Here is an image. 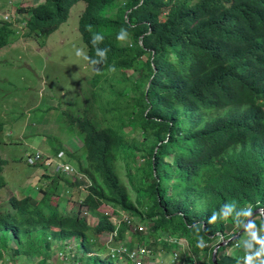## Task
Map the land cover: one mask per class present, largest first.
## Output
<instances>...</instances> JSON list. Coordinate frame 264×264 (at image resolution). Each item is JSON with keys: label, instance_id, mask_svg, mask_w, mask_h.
Wrapping results in <instances>:
<instances>
[{"label": "trees", "instance_id": "obj_1", "mask_svg": "<svg viewBox=\"0 0 264 264\" xmlns=\"http://www.w3.org/2000/svg\"><path fill=\"white\" fill-rule=\"evenodd\" d=\"M78 2L87 4L79 31L98 69L92 82L108 75L124 85L112 122L122 125L100 127L88 110L67 114L81 147H53L49 157L64 153L74 173L52 171L42 152L28 163L53 174L43 173L49 184L40 180L38 199L0 201V264H53L56 251L68 252L71 264H135L111 255L121 244L145 248L144 264L175 252L178 264H214V247L264 208V0H44L19 8L26 36L50 33ZM11 27L0 22V53L16 33ZM93 33L103 40L93 43ZM3 132L0 123V146ZM6 163L0 156V193ZM76 177L86 182L85 196L76 211L61 210L82 189ZM125 215L148 230L120 223ZM105 234L114 240L106 251ZM186 242L191 257L180 253ZM258 254L264 260L261 215L217 257L244 264Z\"/></svg>", "mask_w": 264, "mask_h": 264}, {"label": "rangeland", "instance_id": "obj_2", "mask_svg": "<svg viewBox=\"0 0 264 264\" xmlns=\"http://www.w3.org/2000/svg\"><path fill=\"white\" fill-rule=\"evenodd\" d=\"M43 1L0 0L2 20L0 22L10 23L11 28L16 31L11 34L10 43L2 48L0 53V123L4 124L0 156L7 161L3 170L7 185L0 193V201L3 202L12 195L23 197L32 194L31 196L38 199L37 185L40 180H43L44 184H49L45 178L42 179V175L46 172L53 174V170L46 171L44 168L29 165L26 162L29 155L37 150H41L42 153L47 150L53 151V147L64 146L69 141L73 142L69 146L71 150L80 146L78 130L70 123L67 114L83 116L88 110L96 123L98 118L102 119L100 127H110L114 124L113 115L122 113L118 92L124 90V85L118 80L112 81L108 75L98 86L92 82L98 69L89 64L87 46L79 31L80 16L85 12L87 4L85 2L75 4L70 10L68 20L50 33L26 36L28 30L22 23L26 15L20 13L19 8L27 9ZM127 73L130 74L132 71ZM137 78L138 73H135L133 79ZM97 92L98 98L94 99ZM114 108L118 110L116 113L113 112ZM114 125L122 124L116 121ZM125 130L129 132L130 128ZM45 155L49 157L48 154ZM67 161L71 163L66 159L65 162ZM45 166L50 167V162L46 161ZM76 179L75 182L81 183L82 189H76L71 195V200L61 202V210L76 211L78 199L85 196L84 178ZM144 226L146 228L144 231L148 230V227ZM242 238L247 239V234ZM101 241L105 243L106 251V244L111 246L114 240L111 234H105ZM185 245L186 249L180 253L191 257L188 242ZM230 250L234 252L235 248L232 247ZM53 255V264H71L68 252L59 255L56 251ZM163 257L168 261L165 262L162 258L155 261V264L179 263L178 261L173 263L171 255ZM16 264L28 262L24 258H19ZM244 264H264V260L259 254L251 255Z\"/></svg>", "mask_w": 264, "mask_h": 264}, {"label": "built area", "instance_id": "obj_3", "mask_svg": "<svg viewBox=\"0 0 264 264\" xmlns=\"http://www.w3.org/2000/svg\"><path fill=\"white\" fill-rule=\"evenodd\" d=\"M9 19V18H7ZM10 20V19H9ZM6 20V21H9ZM64 153H59L58 158H52L48 157L47 161L50 162V167L55 171L56 173H66V174H73L74 169L70 164L64 163L61 161V158H63ZM42 157L41 152H37L34 157H28L27 163L29 164H35L39 161V159ZM127 222L129 228L138 229L139 231L143 232L145 229V226H143L140 223H137L136 220L130 218L129 216L125 215L123 218L119 220V222ZM59 255H64L63 253H59ZM111 255L112 256H118L121 259L129 257L131 261H133L135 264H144V257L147 255V251L145 248L142 247H133L131 248L129 245L121 244L119 246L112 247L111 249ZM179 259V253L175 252L172 255V261L173 263H176ZM161 264H166L165 262H161Z\"/></svg>", "mask_w": 264, "mask_h": 264}, {"label": "water", "instance_id": "obj_4", "mask_svg": "<svg viewBox=\"0 0 264 264\" xmlns=\"http://www.w3.org/2000/svg\"><path fill=\"white\" fill-rule=\"evenodd\" d=\"M258 215H261L264 219V208H258L257 210H255L251 215H249V217L247 218L244 226L241 228L240 231H238L235 235H233L231 238H228V239H224L222 240L221 242H219L213 249V254H212V257H213V262L214 264H221L218 262V257H217V254H218V250L220 247H223V246H226L228 245L230 242L234 241L236 238H238L244 231L245 229L248 227L249 223H251L253 221V219L258 216Z\"/></svg>", "mask_w": 264, "mask_h": 264}, {"label": "clouds", "instance_id": "obj_5", "mask_svg": "<svg viewBox=\"0 0 264 264\" xmlns=\"http://www.w3.org/2000/svg\"><path fill=\"white\" fill-rule=\"evenodd\" d=\"M86 30H88L89 32L92 31V26L91 25H86ZM128 36V32L126 29L122 28L120 30V32L117 35V39L123 41L125 38H127ZM92 39H93V43H95L96 41H102L103 37L99 34V33H93L92 34ZM79 51L77 52V55H79ZM114 70V69H113Z\"/></svg>", "mask_w": 264, "mask_h": 264}, {"label": "crops", "instance_id": "obj_6", "mask_svg": "<svg viewBox=\"0 0 264 264\" xmlns=\"http://www.w3.org/2000/svg\"><path fill=\"white\" fill-rule=\"evenodd\" d=\"M71 144H73V142H67L65 145H64V147L68 150V151H70V152H73V151H75V150H77V149H79L80 147H81V144H80V146L78 147V148H76V149H74V150H71V147H69V146H71ZM50 145V144H49ZM73 146V145H72ZM38 151H40L41 152V150H38ZM51 152H52V150H47V151H44L43 153H45V154H48V155H51Z\"/></svg>", "mask_w": 264, "mask_h": 264}, {"label": "bare ground", "instance_id": "obj_7", "mask_svg": "<svg viewBox=\"0 0 264 264\" xmlns=\"http://www.w3.org/2000/svg\"><path fill=\"white\" fill-rule=\"evenodd\" d=\"M57 158V157H56ZM67 164L69 163L68 161L66 162Z\"/></svg>", "mask_w": 264, "mask_h": 264}]
</instances>
